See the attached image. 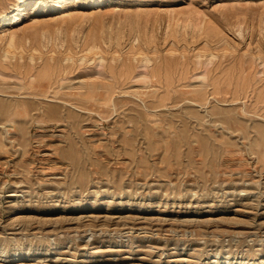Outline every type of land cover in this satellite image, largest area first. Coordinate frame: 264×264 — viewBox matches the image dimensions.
<instances>
[{"label":"rangeland","instance_id":"obj_1","mask_svg":"<svg viewBox=\"0 0 264 264\" xmlns=\"http://www.w3.org/2000/svg\"><path fill=\"white\" fill-rule=\"evenodd\" d=\"M0 264H264V0H0Z\"/></svg>","mask_w":264,"mask_h":264},{"label":"bare ground","instance_id":"obj_2","mask_svg":"<svg viewBox=\"0 0 264 264\" xmlns=\"http://www.w3.org/2000/svg\"><path fill=\"white\" fill-rule=\"evenodd\" d=\"M27 2H25V4H26ZM56 108H54V110H55ZM52 112V111H51ZM14 123V122H13ZM93 236V235H92ZM27 260V259H26Z\"/></svg>","mask_w":264,"mask_h":264}]
</instances>
